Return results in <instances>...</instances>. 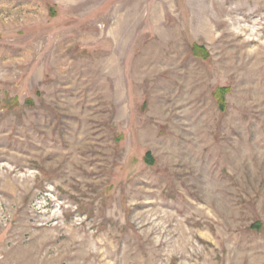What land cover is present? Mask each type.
Masks as SVG:
<instances>
[{
  "label": "rangeland",
  "instance_id": "374dc122",
  "mask_svg": "<svg viewBox=\"0 0 264 264\" xmlns=\"http://www.w3.org/2000/svg\"><path fill=\"white\" fill-rule=\"evenodd\" d=\"M257 221L264 0H0V264H264Z\"/></svg>",
  "mask_w": 264,
  "mask_h": 264
},
{
  "label": "trees",
  "instance_id": "16d2710c",
  "mask_svg": "<svg viewBox=\"0 0 264 264\" xmlns=\"http://www.w3.org/2000/svg\"><path fill=\"white\" fill-rule=\"evenodd\" d=\"M191 50H192V53H193L194 55H196V56H202V55L204 54V52H205L204 49H203V47L200 46V45H197V44H194V45L192 46V49H191ZM225 91H226V89L223 88V87H221V88H219V89L217 90V93H216L217 103H218V105H219L220 107H223L224 102H225V100H224V94H225ZM251 227L254 228V229L259 230V229L264 228V224L261 223V222H259V221H257V222H255L254 224H252Z\"/></svg>",
  "mask_w": 264,
  "mask_h": 264
}]
</instances>
